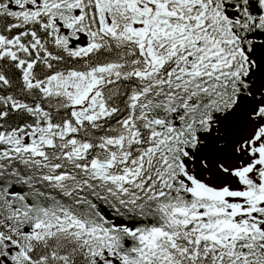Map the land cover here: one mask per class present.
Here are the masks:
<instances>
[{
    "label": "snow or ice",
    "instance_id": "obj_1",
    "mask_svg": "<svg viewBox=\"0 0 264 264\" xmlns=\"http://www.w3.org/2000/svg\"><path fill=\"white\" fill-rule=\"evenodd\" d=\"M0 264H264V0H0Z\"/></svg>",
    "mask_w": 264,
    "mask_h": 264
}]
</instances>
